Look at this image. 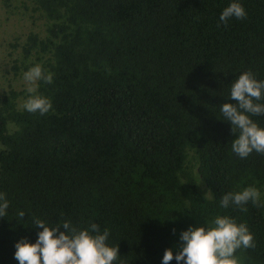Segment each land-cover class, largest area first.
Returning a JSON list of instances; mask_svg holds the SVG:
<instances>
[{
  "label": "trees",
  "instance_id": "1",
  "mask_svg": "<svg viewBox=\"0 0 264 264\" xmlns=\"http://www.w3.org/2000/svg\"><path fill=\"white\" fill-rule=\"evenodd\" d=\"M230 2L36 0L45 35L28 36L21 62L34 58L53 74L37 89L52 109L23 110L22 92L0 99V192L9 201L0 264H18L21 238L35 242L33 218L96 223L119 248L115 264H161L183 230L216 215L253 235L252 247L236 250L238 264H264V154H234L237 134L219 111L237 103L227 97L240 73L264 80V0H240L246 17L225 24ZM251 118L264 127V115ZM248 186L259 189L257 204L219 206Z\"/></svg>",
  "mask_w": 264,
  "mask_h": 264
},
{
  "label": "clouds",
  "instance_id": "2",
  "mask_svg": "<svg viewBox=\"0 0 264 264\" xmlns=\"http://www.w3.org/2000/svg\"><path fill=\"white\" fill-rule=\"evenodd\" d=\"M246 15L240 0H231L222 9L219 21L226 24L231 18L243 19ZM23 81L28 94L23 110L40 115L48 113L52 102L37 89L39 81L52 83L53 74L35 64L23 72ZM227 98L237 102L219 106L222 120L230 123L232 132L237 134L231 141V151L240 158L252 152L264 154V127L251 118L264 115V102H261L264 80H258L250 71L242 72L232 81ZM259 200V189L248 186L238 192L225 193L219 199V206L227 209L234 205L244 211L243 206L249 201L257 204ZM8 207L6 194L0 192V216L5 215ZM18 216L23 220L25 212L20 211ZM205 221L204 225H189L183 230L177 250L174 253L171 248L165 249L161 264H169L173 259L177 264H238L236 250L253 246V235L246 224L237 223L227 215H216ZM32 225L41 230L35 242L24 237L15 243L14 259L18 264H115L120 256L118 246L107 243L109 230L101 231L96 223L77 228L71 221L63 220L49 226L43 219L33 218Z\"/></svg>",
  "mask_w": 264,
  "mask_h": 264
},
{
  "label": "rangeland",
  "instance_id": "3",
  "mask_svg": "<svg viewBox=\"0 0 264 264\" xmlns=\"http://www.w3.org/2000/svg\"><path fill=\"white\" fill-rule=\"evenodd\" d=\"M36 7V0H10L7 6L0 0V99L11 91L22 92L16 99L19 107L27 94L23 72L35 65L34 58L23 65L22 46L30 34L45 35L46 20Z\"/></svg>",
  "mask_w": 264,
  "mask_h": 264
}]
</instances>
